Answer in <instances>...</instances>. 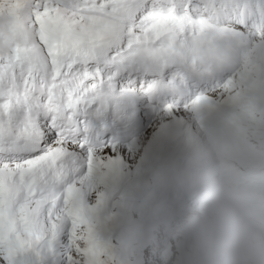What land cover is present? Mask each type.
Masks as SVG:
<instances>
[{
  "label": "snow or ice",
  "instance_id": "1",
  "mask_svg": "<svg viewBox=\"0 0 264 264\" xmlns=\"http://www.w3.org/2000/svg\"><path fill=\"white\" fill-rule=\"evenodd\" d=\"M3 15L13 25L0 56V264H104L80 174L112 150L88 118L118 106L123 74L149 96L181 68L264 77L253 55L264 57V0H0ZM226 91L243 101L231 79Z\"/></svg>",
  "mask_w": 264,
  "mask_h": 264
},
{
  "label": "clouds",
  "instance_id": "2",
  "mask_svg": "<svg viewBox=\"0 0 264 264\" xmlns=\"http://www.w3.org/2000/svg\"><path fill=\"white\" fill-rule=\"evenodd\" d=\"M12 25L0 16V56L9 52ZM26 34L30 27L17 43ZM128 215L171 241L164 264H264V107L235 101L218 125L155 160ZM141 241L133 227L121 251L132 255Z\"/></svg>",
  "mask_w": 264,
  "mask_h": 264
},
{
  "label": "bare ground",
  "instance_id": "3",
  "mask_svg": "<svg viewBox=\"0 0 264 264\" xmlns=\"http://www.w3.org/2000/svg\"><path fill=\"white\" fill-rule=\"evenodd\" d=\"M238 75L240 78H242V80L240 78H238ZM229 76L232 77L231 79L235 84L236 91H239L241 93V95L244 94L246 91V87L242 85V81L247 80L250 84L249 89L251 90V92L249 93V95H250L252 101L256 105L264 107V77H260L259 80L257 78H251V77L246 78L243 74L241 66H239L236 71L229 74ZM130 80H131V82H138L139 81L138 78H130V77H122L120 79L117 78L118 84H120V85H125L126 83L130 82ZM219 84H220V82L214 88L210 89V92L212 93L213 89H215ZM224 85H226V84H224ZM262 90H263V92H260ZM224 92H225V90H223L221 93L214 95V97L218 98V99H226V100H229L230 102H232L233 103L232 104V110H233V106H234L235 101L231 98V96L228 92L227 93H224ZM156 98H158V97L154 96V97L150 98L148 101L147 100L144 101L142 108L145 110L149 105L154 103L152 101ZM187 115H189L188 112H187ZM199 135L200 134H197L196 137ZM139 139H141V138H139ZM183 140H185L184 137L180 138L177 141L170 142L168 144L155 145L154 144V142H155L154 136L152 135V130H151L150 134L143 139V144L140 146V151L137 153V155H135V160L137 162H140L142 165H144V168L140 169L139 165L137 164V167L132 174L134 178L127 176L126 169L122 167V164H120L119 160L117 159L118 155H120V157L123 158L124 152L112 151V155L108 156V160L105 161L103 163V165L101 166L102 171L107 169V172H105L104 175L102 176V180L104 181L103 189L106 190L107 194H111L112 197L115 198V200L117 202H119V204L122 206V209L125 208L126 206H128L131 203V200L133 199L134 195H140L141 192L134 193L132 191H136L137 188L142 187V185L146 179V175L148 174L149 166L153 163V162L145 161L148 159V156L143 158V155L146 154L148 149H150V147H153V149H154L153 157L157 151L162 152L163 157H166V156L173 154L177 150L178 146L180 145V143ZM146 146H147V148H146ZM104 158H106V156H104ZM121 172H123L125 174L124 180H122L120 178ZM137 182H138V184H137ZM96 186H97V188H101L102 187V181L96 182ZM83 196L89 197L91 195H89V194L81 195L82 202H83V199H82ZM124 198H125V200H123ZM139 199H140V197L137 198V201ZM90 211L95 214V220H94L95 226H93L91 224H89V226L91 227L93 236H95V240H99L100 238H103L106 236V231H105V229L102 228V224H106L109 218L103 214L104 211H103V208L101 206H99V209H97L95 207H91ZM109 214H110V218L112 219V221L116 223L118 220L117 216L112 215L111 213H109ZM134 222H137V219H134ZM124 224L128 225V222H126ZM97 228L100 229L99 234H96ZM150 228L151 227L148 224L143 223V225L140 227V231L142 233L146 232L147 236L150 237L151 236V234L149 232ZM61 241H62V237H61ZM151 258L152 257L150 256L149 259H151ZM152 259H155V257H153ZM148 263H149V260H148Z\"/></svg>",
  "mask_w": 264,
  "mask_h": 264
},
{
  "label": "rangeland",
  "instance_id": "4",
  "mask_svg": "<svg viewBox=\"0 0 264 264\" xmlns=\"http://www.w3.org/2000/svg\"><path fill=\"white\" fill-rule=\"evenodd\" d=\"M232 80V79H231ZM224 84H226V82H222V84L220 85L221 87H219L220 89H218L217 91H222V90H224V88H226V85H224ZM225 86V87H224ZM223 88V89H222ZM224 93H227V92H224ZM132 146H135V144H132V145H130L128 148H129V151H127V156L129 157V159L130 160H132L133 159V157H134V152L135 151H138V149H133V147ZM132 171V169H130V167L128 166V170H127V172H129V174H130V172ZM90 173H92V171L90 172V171H87V175H90ZM87 175H84V177H82L81 176V178L83 179V185H82V190H84V189H86L87 188V186L85 185L86 184V182H89L90 183V181H87V180H84L85 179V176H87ZM88 183V184H89ZM93 187V186H92ZM91 187V188H92ZM91 188H89V189H91ZM97 202V197H95V200H94V203H96ZM88 203H87V201L85 202V205H87ZM110 205L111 206H114L115 204H114V201H111V203H110ZM154 234L155 235H163V237H158V239H157V241L159 242H161V244H156V249L157 250H160L161 248H162V243L163 242H167V238H166V236L164 235V233H163V231L162 230H158V231H155L154 232ZM155 257L156 255H154L153 254V251L151 252V254L148 256V260H149V264H154L155 263V259H149V257Z\"/></svg>",
  "mask_w": 264,
  "mask_h": 264
}]
</instances>
